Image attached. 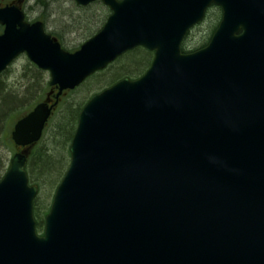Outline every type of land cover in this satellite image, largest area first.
<instances>
[{
	"label": "water",
	"instance_id": "95a60500",
	"mask_svg": "<svg viewBox=\"0 0 264 264\" xmlns=\"http://www.w3.org/2000/svg\"><path fill=\"white\" fill-rule=\"evenodd\" d=\"M96 1L110 14L74 53L16 4L0 7V75L20 55L57 93L18 120L38 142L64 91L138 47L153 53L81 109L41 236L26 157L0 180V264H264V0ZM210 6L206 46L182 53Z\"/></svg>",
	"mask_w": 264,
	"mask_h": 264
},
{
	"label": "rangeland",
	"instance_id": "374dc122",
	"mask_svg": "<svg viewBox=\"0 0 264 264\" xmlns=\"http://www.w3.org/2000/svg\"><path fill=\"white\" fill-rule=\"evenodd\" d=\"M11 2L10 0H0V5L4 3L10 4ZM22 9L29 22L41 21L44 23L46 31L52 36L54 33L60 35V38L56 35L53 37L65 51L71 53L76 51L87 38L94 35L102 27L110 13L107 7L100 2L81 8L73 0H22ZM219 20L220 10L216 7L210 8L205 20L189 32L183 46L187 50H195L202 47L207 43ZM86 29L88 30L85 31ZM136 51V53H128L122 56L106 70L92 76L76 90L62 96L54 114L46 125L41 140L29 148L28 153L37 146L45 147L51 154L61 155L65 145L63 143L64 139L62 140L59 137L57 127L65 126L67 128L65 121L67 110L69 108H77L78 105L85 103L93 94L102 91L121 79L124 76L121 75V72L125 65L129 64L128 62H131V59L137 58L145 52L142 49H137ZM131 54L136 55L132 56ZM130 78L133 79L132 77ZM48 80L49 75L34 67L24 55L16 59L0 77L1 91L5 94H11L15 100L14 103L19 104L18 101H21L26 104V106L22 103L19 104L20 106L16 105L6 115L0 127V160L3 163L1 175L7 169L13 154L20 151L12 142L8 143L6 137L8 133L10 135L13 124L18 119L28 113L37 103L45 100L48 93L46 89ZM31 84H35V89L29 86ZM28 90L33 91L28 92ZM11 115L13 116L9 117ZM66 160L69 162V157ZM31 184L36 185L39 190L34 203L37 211L35 214L36 219L40 220L44 218L50 207L56 185L50 181L46 184L40 181L32 182ZM38 233H42V227L38 230Z\"/></svg>",
	"mask_w": 264,
	"mask_h": 264
},
{
	"label": "trees",
	"instance_id": "16d2710c",
	"mask_svg": "<svg viewBox=\"0 0 264 264\" xmlns=\"http://www.w3.org/2000/svg\"><path fill=\"white\" fill-rule=\"evenodd\" d=\"M10 1L13 2L14 0H10ZM4 4H7V3H4ZM88 29H86L85 31H87ZM54 35H56L57 37L60 38V35H58L56 33H54L53 36ZM136 50H134L131 53H136L137 52ZM182 51L183 52H189L184 46L182 47ZM131 55L133 56L136 54H131ZM139 57L131 59V62H128L129 64L125 65L123 71L121 72L122 73L121 75H124V76L121 78L130 76L133 79H136V78L140 77L146 71V69L150 65L152 55L150 53L143 52V55H140ZM29 86L35 89V84H31ZM46 89L48 92H50L52 90L51 88H47V86H46ZM32 91L33 90H28V92H32ZM68 93L69 92H65L62 94V96L66 95ZM14 101L15 100L13 99L11 94H5L0 89V127L2 126V122H3L4 118L6 117V115L12 109H14V107L16 105L20 106L19 104L22 103L21 101L17 100L19 102V104H16V103H14ZM85 103H83L82 105H78L77 108H73V109L69 108L67 110L66 115H65L66 116L65 121L67 124V128H65V126L64 127H62V126L57 127L59 137H61L62 140L64 139L63 143L65 145V148L63 146L64 151L62 152L61 155H58V154L56 155L55 153L51 154L48 151V149H46L45 147H37L36 146V147H34V150L30 151L29 153H28V149L31 147H29L26 150V153H27L26 154V156H27L26 173H27L28 180L30 183L40 181V182L46 184L48 181H50L52 183H55L56 186L58 185V183L60 182V180H61V178H62V176H63V174L67 168V165H68V161L66 160L67 157H69L68 146H69L70 140L72 138V135L74 133L78 114H79L81 108L83 107V105ZM22 104H24V103H22ZM24 105L26 106V104H24ZM12 116L13 115H11L9 117H12ZM6 141L8 143L10 142L9 133L6 137ZM2 168H3V163L0 160V179L2 176L1 175ZM33 210H34V216H35V214L37 213L35 203L33 204ZM47 212H48V210H47ZM35 219H36V216H35ZM43 221H44L43 218L40 220L36 219L37 230H39L43 226Z\"/></svg>",
	"mask_w": 264,
	"mask_h": 264
}]
</instances>
